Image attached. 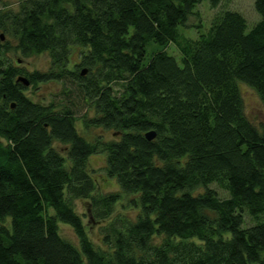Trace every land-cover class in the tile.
Here are the masks:
<instances>
[{
  "label": "trees",
  "instance_id": "1",
  "mask_svg": "<svg viewBox=\"0 0 264 264\" xmlns=\"http://www.w3.org/2000/svg\"><path fill=\"white\" fill-rule=\"evenodd\" d=\"M201 1L210 24L184 37L178 27ZM221 1L15 0L0 9V264H264V121L246 117L238 87L264 106V0H253L260 19L248 31L239 12L217 10ZM10 40L22 57L46 53L48 70L13 65ZM75 47L79 63L68 69ZM18 76L59 82L60 97L31 102ZM83 107L93 110L85 127L116 136L81 137ZM98 153L117 191L96 192L87 158ZM122 194L134 220L109 218ZM80 199L101 245L74 208Z\"/></svg>",
  "mask_w": 264,
  "mask_h": 264
},
{
  "label": "rangeland",
  "instance_id": "2",
  "mask_svg": "<svg viewBox=\"0 0 264 264\" xmlns=\"http://www.w3.org/2000/svg\"><path fill=\"white\" fill-rule=\"evenodd\" d=\"M15 4V0H0V9L4 7L14 6ZM220 9H228L239 12L244 17L246 22L245 31H248L260 19V16L254 9L253 0H223L221 1V4L217 6V10ZM195 12L197 13V16L190 17L185 27H178L179 33L184 37L196 38V26L199 25L200 30L204 31L208 28L210 24V19L213 15V10L210 9L207 1H201L200 3H198ZM151 47H154V45L151 44L150 47L149 45L146 47L147 54L149 53ZM166 51L168 54L176 58L177 61H179V53L172 44L167 46ZM79 55V47H75L71 50L68 61V69H72L74 64L79 63ZM6 56L13 63V65L17 66L18 68L24 71H27L28 73L34 71L44 72L47 71L50 66V60L46 53H39L29 57H22L15 47V42L12 40H10V46L7 49ZM120 86L121 85L118 83L111 85L115 93L120 90ZM238 87L242 98L243 110L246 117L254 125L260 124L264 121V106L260 102L256 93L251 88L241 83L238 84ZM61 88L62 86L59 82L46 81L35 85L27 86L23 94L31 102L49 104L52 100L58 99ZM75 114L76 120L74 121V128L77 133L86 141L92 142V140H94L95 137L98 136L103 140H111L116 136L113 131L103 129L100 126L85 127L83 122L93 116V110H91L90 108H80ZM60 146L61 145L59 143H55L53 147L58 151L62 152V148ZM104 165V154H92L87 158V170L95 182L96 192L107 193L117 191L118 185L114 178H110L105 174ZM210 187L216 189L220 196L226 195L225 191L217 187L215 184H211ZM131 198L132 197L130 195L122 194L119 200L113 206V211L109 218L111 219L117 214H122L128 219L134 220L137 214V209L129 204V200ZM74 208L76 212L82 217L88 238L95 245H101V235L98 230L99 223L91 222L88 219L87 201L82 199L75 200ZM244 219L245 224L249 225L250 222L248 221V217L244 216ZM58 231L59 234L71 244H77V239L69 226L59 224ZM158 239L159 237H156L154 241H157Z\"/></svg>",
  "mask_w": 264,
  "mask_h": 264
},
{
  "label": "water",
  "instance_id": "3",
  "mask_svg": "<svg viewBox=\"0 0 264 264\" xmlns=\"http://www.w3.org/2000/svg\"><path fill=\"white\" fill-rule=\"evenodd\" d=\"M0 38L2 39V36H0ZM85 70L81 71V74H84ZM22 83V85L27 86L29 84L28 80L25 77L22 76H18L17 80ZM12 107V106H11ZM144 137L146 140H151L154 137V132L153 131H148L144 134Z\"/></svg>",
  "mask_w": 264,
  "mask_h": 264
}]
</instances>
